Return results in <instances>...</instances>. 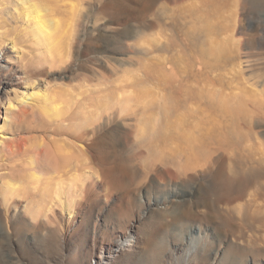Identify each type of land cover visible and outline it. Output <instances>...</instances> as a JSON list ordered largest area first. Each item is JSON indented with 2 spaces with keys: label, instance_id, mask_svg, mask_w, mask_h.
Returning a JSON list of instances; mask_svg holds the SVG:
<instances>
[{
  "label": "rangeland",
  "instance_id": "374dc122",
  "mask_svg": "<svg viewBox=\"0 0 264 264\" xmlns=\"http://www.w3.org/2000/svg\"><path fill=\"white\" fill-rule=\"evenodd\" d=\"M165 2L170 17L202 10L195 41L219 53L198 89L244 105L255 134L187 173L184 156L156 161L140 121L104 108L152 103L149 0H0V264H264V228L225 227L212 191L220 168H264V0ZM259 173L248 192L264 211ZM198 226L209 235L192 242Z\"/></svg>",
  "mask_w": 264,
  "mask_h": 264
},
{
  "label": "bare ground",
  "instance_id": "6f19581e",
  "mask_svg": "<svg viewBox=\"0 0 264 264\" xmlns=\"http://www.w3.org/2000/svg\"><path fill=\"white\" fill-rule=\"evenodd\" d=\"M165 1L178 4L185 0H149L148 3L153 55L149 74L152 103L141 108L122 100L107 104L104 108L110 119L119 118L121 115L123 118H135L140 121L143 125L142 138L147 150L154 155L153 159L163 164L166 159L175 161L176 157L184 156L186 162L181 169L187 173L198 167L208 166L210 162L207 160L212 155L239 151L244 134H255L253 129L256 119L248 117L249 113L242 104L235 107L226 102L207 101L200 93L198 83L207 80L206 74L209 69L214 68V60L210 57H215L219 51L199 48L195 41L200 29H194L196 25L193 21L204 16L202 10L189 8L185 10L187 15L181 11L183 13L178 15L184 16L178 17L175 14L170 17V9L165 5ZM57 7L54 8V14L60 11ZM79 7L77 3L71 7L75 13L74 18L81 10ZM37 13V31L56 40L59 24H56L53 30V27L46 25V20L41 17L40 12ZM210 16L202 20V27L207 36L205 45L213 36L214 23H210ZM189 29L194 30L184 32ZM213 81L220 83L218 78H210L209 82L213 86ZM255 110L259 112V109ZM69 114L65 115L67 121L77 119L76 113L74 116ZM241 125L245 126L247 132L243 131ZM79 137L82 138V135ZM61 157L68 158L69 154L64 153ZM258 164L260 163L257 162ZM243 167H247V164ZM219 170L215 175L216 185L212 191L217 195L214 201L215 213L217 209L219 216L223 218V225L229 229L235 227L240 230L246 227L255 230L264 228V211L256 204L257 200L253 198L255 195L248 192L250 185L260 178L259 172L264 168L261 166L258 169L253 164L242 175L235 172L233 176L227 177L223 168ZM183 193L186 192L175 190L173 196L176 198V195H184ZM248 196L251 199H246ZM193 231L190 235L192 242L209 235L201 226L195 227Z\"/></svg>",
  "mask_w": 264,
  "mask_h": 264
}]
</instances>
